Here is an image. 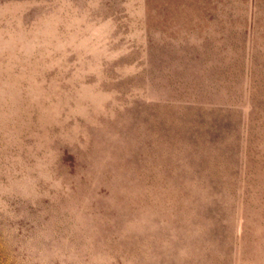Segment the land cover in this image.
Here are the masks:
<instances>
[{
  "label": "rangeland",
  "instance_id": "1",
  "mask_svg": "<svg viewBox=\"0 0 264 264\" xmlns=\"http://www.w3.org/2000/svg\"><path fill=\"white\" fill-rule=\"evenodd\" d=\"M0 264H264V0H0Z\"/></svg>",
  "mask_w": 264,
  "mask_h": 264
}]
</instances>
